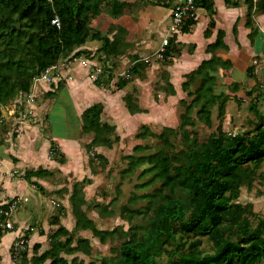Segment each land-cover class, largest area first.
<instances>
[{
  "label": "trees",
  "instance_id": "trees-1",
  "mask_svg": "<svg viewBox=\"0 0 264 264\" xmlns=\"http://www.w3.org/2000/svg\"><path fill=\"white\" fill-rule=\"evenodd\" d=\"M101 2L104 0H0V109L13 103L18 93L29 92L31 80L56 65L62 57L71 54L79 56L81 53L88 55L87 51L78 48L94 36L90 22L103 11L98 9ZM194 2L196 7L206 10L213 7L211 0ZM225 2L231 3L230 0ZM246 2L245 24L251 29L248 38L252 42L257 34L252 23V9L264 13V0L256 4L249 0ZM131 7L133 5H124L118 0H109L105 5L106 12L112 17L119 16L124 9ZM55 16L59 19V26L51 23ZM194 23L195 19H187L180 30L188 32ZM118 31L124 32L120 27ZM204 32L208 35L209 29ZM233 32H237L236 25ZM223 36V31L218 30L215 41L207 46V51L226 48ZM175 39V36L169 39L162 52L164 59L179 51ZM104 47L108 55L116 53V46H111L108 41H104ZM141 65V62L134 64L129 69L130 73L137 74ZM217 66L228 69L231 62L213 54L185 75L186 80L181 87L191 100L180 114L179 129L184 148L170 150L171 144L164 131L155 135L146 125H142L135 133L138 139L157 136L161 142L156 151L138 156L127 155L128 166L121 171L123 177L141 168L138 176H149L141 186L158 182V187L151 193L138 196L139 199H145L143 206L132 210L123 208V212H130L123 214L129 224L134 215H142L147 221L145 226L98 229L82 209L86 202L83 187L90 184L91 180L84 178L73 184L69 202L75 217V227L90 229L101 243L113 239L117 234L121 236L119 247H111V255L101 257L100 264H264V214L255 212L250 202L239 200L241 188L249 190L253 186L255 171L264 158V112L257 110L255 103L249 101L248 108L255 112L258 123L249 131L235 134L226 132L222 121L229 97L223 92L214 91ZM251 73L248 67L247 76L252 77ZM112 78L111 71L104 68L93 83L100 87ZM166 79L165 91L174 95L175 90L168 81V75ZM126 83L127 79H119L117 89L123 88ZM194 84L197 85L191 90ZM233 84L236 90L238 83ZM123 101L130 114L142 112L131 104L128 95L123 97ZM193 106L198 107L196 115L199 120L209 126L210 112L217 107L219 124L216 132L201 142L192 140L185 128L189 120L188 111ZM101 112L102 104L95 102L81 113L82 131L93 132L92 139L86 144L87 150L102 145L110 147L112 144L109 136L114 134L115 126L101 122ZM164 130L174 132L171 127H165ZM118 139L114 135L113 140ZM149 148V144H136L133 151ZM143 164L149 166L140 167ZM50 174V171L38 168L26 171L24 176L29 179L31 176L44 177ZM4 233L0 232V238ZM61 236H65L64 240H60ZM202 238L208 247L202 245ZM50 239L53 241L51 247L33 257L32 264H40L47 258L51 259L48 264H84L76 256L68 262L60 253L91 254L88 239L78 237L76 244L72 245L73 235L62 226L51 234ZM33 248L37 250L38 245L35 244ZM25 259L26 252L21 257L23 264Z\"/></svg>",
  "mask_w": 264,
  "mask_h": 264
},
{
  "label": "rangeland",
  "instance_id": "rangeland-1",
  "mask_svg": "<svg viewBox=\"0 0 264 264\" xmlns=\"http://www.w3.org/2000/svg\"><path fill=\"white\" fill-rule=\"evenodd\" d=\"M139 1L141 0H136L134 2L135 4L138 2V5H136L138 8L142 6V3ZM108 2L109 0L101 2L98 9H102L103 12H106L105 5H107ZM133 9L134 8L132 7L126 8L123 11L129 13ZM156 9L159 11L162 10V13L167 11L164 7ZM137 10L138 9L134 11V14ZM135 15L137 16V13ZM92 19L90 24L95 22ZM166 22H169L168 17ZM106 26L107 24L105 23L103 28ZM117 30H119V27ZM141 30L144 29H138L136 25L129 28V31L133 36L131 40L132 44H137L141 40ZM94 32L95 29H91V33ZM116 33L121 39V45L124 44V42H122V37L127 33L126 30H124V32L117 31ZM165 33L166 32H164V34ZM164 37L165 36L161 35V33H156L154 38L151 39L153 41L160 39L159 41L162 43L161 40H163L162 38ZM145 47L146 51L136 50L134 53H128V55H125V57L128 58L125 61L131 62L130 64H127L128 67L126 69L123 67V63L125 62L123 57L119 58L120 62L117 61L115 62L116 64L113 63L110 65L112 68H108V63H106L107 59L101 57L99 60L103 63L98 64H101L100 66L103 68L112 70V80L105 82L96 92H93V90L90 91L89 86H83L79 88V91L76 93L77 96L75 97H77V99L89 96L92 99H95V102L99 101L102 104V112L100 115L101 122H107L111 125H113L114 122L117 124L114 134L109 136L112 139L110 147L102 145L92 147L90 150H87L86 148V144H88L93 137V132L85 133L82 131L81 113L73 102L70 92L65 91V87L67 89V81L73 80V73L75 71H80L81 69L84 70L86 67V65L81 63L79 57L73 56V54H71V57L66 56L59 59L55 65L56 68L49 71L50 75H54L53 79L48 81L41 79L40 76L45 71L44 70L31 80L29 92L25 94L18 93L14 97L13 103L1 106L0 110L3 114H7L14 110H16V112H12L11 115H6V118L0 125V168L6 169L8 162H13L14 164H17V161L21 160L27 162V157H25L21 151L31 147L32 149L29 158H33L39 163L34 166L18 164V167H66L69 171V175L71 176L70 179H67L66 175H59L58 173H60V170L55 169L53 170L54 172L51 177H49V186L46 183H40L48 189L52 188V192H50L52 195H49V197L52 201L50 205L53 207V213L60 211V208L64 209L63 203L66 199V195L70 194L75 182H80L82 180L77 181L75 179L77 177L83 178L86 176L85 178L92 181L90 185L86 184L83 187V196H87L88 200L86 202H89L87 213H90L92 210L97 212L96 221L99 222L98 224L100 227L110 229L122 226L123 229H128L130 225H146L147 221L142 215H134L133 221L129 224V222L123 218V214L125 213V215H127L130 212H123V208L132 210L134 208L136 209V207L143 206L146 201L145 199H139L138 196L151 193L158 187V182H154L149 186H141L149 179V176L147 175L138 176L141 168H137L132 174H125L122 177L121 171L128 166V159L126 156L129 154L135 156L148 154L156 151L158 145H161L160 139L157 136H149L144 139H138L135 137V133L141 129L142 125H146L155 135L164 131L171 144V147H169L170 150L177 151L184 148L182 133L179 129L181 121L180 114L185 110V105L190 102L191 97L187 96L184 91L179 94H174L171 98L169 97L170 95L165 91L167 80L165 65H167L170 60L164 59L163 55H158L157 51H159V48L157 45L154 47L146 45ZM87 53L89 54L90 51H87ZM100 53L101 51L96 50L94 56L90 59L95 60L96 56L100 57L102 54ZM132 56H134V58ZM73 57H78V59L74 60ZM145 58L147 60H145ZM134 59L138 60L134 61ZM139 62H141L142 65L139 68L138 73L131 74L129 71L130 67ZM153 62H155V65ZM90 67L92 66L87 65L85 72V80L89 82L94 79L92 74H95L93 67ZM61 68L62 70H65L63 73L61 72ZM68 68H72L73 70L70 71ZM124 78L127 79L125 85L127 88H121H125L126 90L120 94L122 103L119 102V104L116 105V101L119 99L116 85L119 79ZM225 79H227V77H225ZM233 79H235L236 82L238 81L236 90L233 89V83L229 84L230 82L227 83L221 79L217 88L219 91L223 90V93L229 97L225 105V115L222 121V127L226 132L235 134L249 131L258 123L255 112L248 108L249 101L255 103L257 110L264 112V100L261 101L259 97L261 89L264 87V76L256 75L254 80L253 76H245L240 81L237 80L238 77L236 76H234ZM161 82H163V84H161ZM196 85L197 84L192 85L190 89L193 90ZM87 87L89 89H87ZM125 95H128L131 104L139 107L144 114L138 116L130 114L123 101ZM30 96H32V100L29 101ZM62 101L63 103L66 101V103L69 104L70 114L63 113L60 108L62 103H59ZM120 107L130 115L122 114ZM197 109L198 107L193 106L188 111L189 120H187L188 123L185 128L192 140L201 142L210 134L216 132L219 120L217 119L216 106L210 112V126L205 125L199 120L196 115ZM63 120L64 122L62 123L61 121ZM65 122L67 124H65ZM50 123H52L53 127ZM165 127H171L174 129V132L164 130ZM68 135L69 137L66 139L67 142L65 146L66 151H63L60 148L61 145L59 146L60 143L57 142L56 139ZM114 135H117L119 139L113 140ZM23 138L24 140H21ZM48 140H50V144L47 147ZM19 142H23L27 146L20 145ZM136 144H149L151 145V148L135 152L133 151V147ZM100 155L102 156L99 157ZM148 166V164H143L140 167ZM64 169L62 171H65ZM22 171L23 170L17 169L11 171V179L8 178L9 175L8 177L4 176V178L0 177V189H2L1 187H3L5 191L9 189V180L12 182L14 181L16 184L19 179L23 177ZM73 174H76V176L73 177ZM263 179L264 158L255 171L254 182L256 181L257 185H255V183L253 184L255 187L253 194H245V192H243V194H240L239 200L241 202H249V197L253 199L258 198L261 191H264V188L263 190H260V187L263 184ZM51 184L54 186L52 187ZM258 185L260 186L258 187ZM26 187V190L23 191V196L28 200L26 202L24 199L23 201H20L17 210L13 213L11 221L16 229L13 228L12 230H9L11 232L23 227V220L27 217L25 207H30L36 201L44 202V204L48 202V198L43 196L39 190L33 189V187L29 185ZM242 188L244 190L246 189L245 187ZM9 198L10 197L7 199ZM250 203L252 204V202ZM100 209H105L106 211L100 212ZM46 212L47 211H45V213ZM41 213H39V216H41ZM46 215L47 217L43 220L44 223L41 224L42 227L45 228H47L51 216L55 214H50L49 212ZM62 215H66L65 210ZM24 232L25 231L22 232L23 235H25ZM120 237L121 236L117 234L113 239H107L105 243H100L97 239L92 240L91 254H83V257L81 258L82 261L85 263L92 261L93 264H100L101 257L111 255V247H119L122 240ZM202 239V245L208 247V243L204 238ZM2 244L5 245L6 243L2 242ZM1 246L4 249V246ZM10 261L12 262L11 259ZM32 262L33 261L31 259L29 260L26 256L24 263L32 264Z\"/></svg>",
  "mask_w": 264,
  "mask_h": 264
},
{
  "label": "crops",
  "instance_id": "crops-1",
  "mask_svg": "<svg viewBox=\"0 0 264 264\" xmlns=\"http://www.w3.org/2000/svg\"><path fill=\"white\" fill-rule=\"evenodd\" d=\"M120 3H124V5H133L132 8H134L131 12H124L120 14L117 17H112L107 12L101 11L98 15H96L92 20L95 21L90 24L91 29H95V32L92 33L94 36H91L89 39L86 40V42L81 45L78 50L80 51H90L88 55L85 56L84 53H81L79 55V58L88 59L94 63H103L101 60H99L101 57H104L107 59V66L108 68H112L113 63L120 62L119 58L123 57V60H127L128 58L125 57V55H128V53H134L136 50H143L146 51V45L148 46H156L159 48L161 42L159 40L153 41L151 38H154L156 33H161V35L165 36L167 33V26L169 22H166V19L170 20V10L172 7V0L168 2L158 3L156 0H141L139 1L142 3V6L138 8V2L135 4L134 2L136 0H118ZM213 7L211 10H206L203 7H197L196 11V17L195 23L189 27L188 32H182L181 30L175 35V42L177 44L178 52L177 54H173V56L168 57L170 62L165 65L166 72L168 75V81L172 84L175 94H179L183 92V89L181 87L182 83L186 80L185 75L194 69L198 67V65L201 63V61L205 59H209L213 54L221 58L222 60H230L231 67L230 68H223L221 66L216 67V71L214 72V75L216 77V81L214 84V91L215 92H223V90L219 91L217 86L219 82L224 81L229 84L237 83L235 79H233L234 76L238 77L237 80H241L243 77L247 76V68L250 67L252 70L251 75L253 76V80L256 75H263L264 76V13L260 11H255L253 8L252 12V23L253 26L257 29V34L253 37L252 42L248 38V33L250 32V28L246 26V14L248 9V4L246 0H230L231 3H226L225 0H211ZM136 6V7H135ZM166 8L167 11L162 13V10H158L156 8L161 7ZM137 10V16L134 14V11ZM212 22V25H209V23ZM107 24L105 28H103L104 24ZM135 26L138 29H144L141 30L140 38L141 40L137 44H132V34L129 31V28L131 26ZM236 25L237 32L234 34L233 27ZM109 26V27H108ZM120 27L126 30V34L122 37V42L124 44L121 45V39L117 33V29ZM209 29V34L205 35V30ZM218 30H222L224 33L223 36V42L227 46L226 48H217L216 50H208L207 46L211 43H213L216 39ZM164 32H166L164 34ZM163 39V38H162ZM104 41H108L109 44L115 45L114 53L112 56L108 55L106 53V49L104 47ZM162 41V40H161ZM136 43V42H135ZM121 45V48H120ZM142 47V49H141ZM144 47V48H143ZM151 47V48H152ZM157 48V49H158ZM96 50L101 51V55L96 56L95 60L90 59L94 56V53ZM126 52V53H125ZM158 55L162 56V52L157 51ZM71 56V55H70ZM89 56V57H87ZM134 58V56H132ZM138 59H134L136 61ZM145 60H147L145 58ZM97 61V62H96ZM130 64L131 62L125 61L123 63L124 69L128 67L127 64ZM155 65V62H153ZM116 64V63H115ZM101 65V64H100ZM85 69H81L80 71H75L73 73V80H68L66 83L67 89L65 87L66 92H70L71 98L73 102L76 104L77 109L80 113L90 106L91 104L95 103V99H92L89 96H86L82 99H77V92L79 91V88L83 86H89L87 89L90 91L93 90V92H96L99 90V87L94 85L93 81L94 79L89 81L85 80ZM69 69V68H68ZM67 69V70H68ZM70 71L73 70L72 68L69 69ZM65 70H62L63 73ZM111 73L113 74L112 70L110 69ZM255 75V76H254ZM221 77V78H219ZM227 77V79H225ZM241 77V78H239ZM248 77V76H247ZM221 79V80H220ZM163 84V82H161ZM127 88L126 86H124ZM118 89L117 93L119 94V99L116 101V105L119 104V102L122 103L121 95L122 92L126 89ZM170 98L173 97V95L169 96ZM260 100H264V87L261 89L260 94ZM99 102V101H98ZM60 108L62 109L64 114H70V108L69 104L66 103V101L63 103L59 102ZM66 103V104H65ZM65 104V105H64ZM121 105V104H120ZM3 110V109H2ZM120 111L122 114L126 115L129 114L127 111H124L120 107ZM16 112V110H15ZM127 112V113H125ZM140 114H144V112H138L133 115L138 116ZM130 115V114H129ZM62 123L64 122L61 121ZM53 127L52 123H50ZM65 124H67L65 122ZM113 125L116 127V123L114 122ZM24 137V136H23ZM69 137L64 136L61 138H57V142H59V146L63 151H66V139ZM53 138V137H52ZM21 140H24L21 139ZM20 145H25L23 142H19ZM50 144V140H48L47 147ZM31 147H28L27 149H23L21 152L22 154L27 157L26 161H17V164L9 163L7 164L6 169L0 168V177L6 176L10 178V173L14 169L17 170H23V177L19 179V181L15 184V182L9 180V186L10 188L6 191L1 187L0 189V203L3 201L8 200L7 198L10 197H18L20 198V201L26 202L28 199L23 196V191L26 190V186H31L33 189L39 190L43 196H46L48 198V202L44 204V202L36 201L33 205L30 207H25V211L27 212V217L25 220H23V227H21L19 230H15L14 232L7 231L3 234V236L0 238V264H12L10 261V250L13 241L18 237L20 234L26 235L27 241H28V248L26 252V256L30 259L33 257H36L40 255L42 252L48 250L53 241L50 239L51 234L58 229L59 226L64 227L71 235L74 237V242L72 245L76 244V238L81 237L89 240V244L92 245V240L97 239L99 242V238L95 237L90 229H81L75 227V217L72 214L71 205L69 202V195H66V199L64 200V209L60 208L58 212L53 213V207L50 205L52 203L49 195H52L50 192H52V188L48 189L47 187L41 185L40 183H46L48 186L50 185L49 177H51L53 170H60L59 175L63 174L67 176V179H70L69 171L66 169V167H18V164H28V165H35L38 164L37 160H34L33 158H29ZM45 154V153H44ZM17 157L16 155H14ZM2 162V161H1ZM6 162V161H4ZM53 162V161H51ZM38 168H44L51 172L50 175H45L44 177H35L31 176L29 179L25 178L24 174L26 171H35ZM59 168V169H58ZM65 168V169H64ZM65 171H62V170ZM85 172V171H83ZM21 174V171H20ZM85 174V173H84ZM76 174H73V177H75ZM84 176V175H83ZM83 178L77 177L75 180H81ZM11 179V178H10ZM12 182V183H11ZM263 184L260 187V190H263L264 188V179L262 180ZM92 183V181H91ZM90 183V184H91ZM255 185H257L256 181L254 182ZM253 183V184H254ZM7 184V183H6ZM28 184V185H27ZM89 184V185H90ZM53 187L54 185L51 184ZM260 185H258L259 187ZM257 187V188H258ZM86 188V187H85ZM85 190V189H84ZM253 190H255V187H251V189H241V194L245 192V194L252 193ZM9 198V199H10ZM85 201L88 200L87 196L84 197ZM241 199V197H240ZM242 200V199H241ZM249 202H252L253 204V210L257 213L264 214V191H261V194L258 198H248ZM88 205L89 202H85V204L82 206L83 211L85 212L86 216L93 222V224L98 229H105L103 227H100L97 222V212L95 210H92L90 213H87L88 211ZM45 209V210H44ZM70 209V210H69ZM92 209V208H90ZM66 215L63 216L62 213L64 212ZM45 211H47L45 213ZM52 211V212H51ZM42 212V213H41ZM55 214L51 216L50 222H48L47 228L42 227L41 224L44 223V219L47 217L46 214ZM39 213H41V216H39ZM41 225V226H40ZM15 226V225H14ZM16 229V227L14 228ZM45 229V230H44ZM112 229V228H110ZM65 236H61L60 240H64ZM6 243L5 245L2 244ZM101 243V242H100ZM38 245V249L35 250L33 248L34 245ZM4 246V249L2 246ZM32 252V253H31ZM60 256L67 259L69 262L73 257H77L79 260H82L83 253L81 252H74L73 254H65L60 253ZM50 258H47L44 262L40 264H48L50 262ZM84 262V261H83ZM14 264V263H13ZM84 264H86L84 262Z\"/></svg>",
  "mask_w": 264,
  "mask_h": 264
},
{
  "label": "built area",
  "instance_id": "built-area-1",
  "mask_svg": "<svg viewBox=\"0 0 264 264\" xmlns=\"http://www.w3.org/2000/svg\"><path fill=\"white\" fill-rule=\"evenodd\" d=\"M164 2H168L170 0H161ZM253 4H256L257 2L261 0H249ZM173 4L170 10V20L169 24L167 26V33L165 37L162 40L161 46L159 48V52H163L166 48V46L169 43V38L175 36L179 31L183 23L187 19H194L196 17V11L197 7L195 5L194 0H172ZM51 23L55 24L56 26H59V19L57 16H55ZM71 57V56H70ZM74 60H77L78 57H73ZM81 63L84 65H90L93 67L95 74H92V77L95 79L100 73L104 71V68L101 67L99 64L94 63L88 59L79 58ZM90 67V68H92ZM56 66L53 65L49 68H47L42 74L41 79L43 80H51L54 78V75H50V70L55 69ZM97 74V75H96ZM32 100V96H30L29 101ZM14 106V105H13ZM11 111L7 114H0V125L3 123L4 119L6 118V115H11ZM20 204V198L18 197H12L6 201H3L0 203V232L4 233L8 230H12L14 228V224L11 221V217L13 213L17 210L18 206ZM28 248V241L25 238L23 234L16 237V239L13 241L11 250H10V257L14 264H23L21 261V257L23 253L27 252Z\"/></svg>",
  "mask_w": 264,
  "mask_h": 264
}]
</instances>
